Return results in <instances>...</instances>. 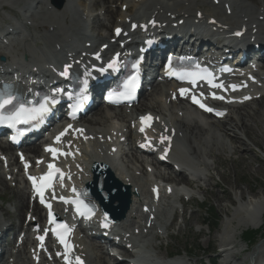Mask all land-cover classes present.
Returning a JSON list of instances; mask_svg holds the SVG:
<instances>
[{
    "label": "bare ground",
    "instance_id": "1",
    "mask_svg": "<svg viewBox=\"0 0 264 264\" xmlns=\"http://www.w3.org/2000/svg\"><path fill=\"white\" fill-rule=\"evenodd\" d=\"M64 1V7L56 9L48 0H0L2 9L7 6L22 4L21 9L25 15H27V11H33L32 17L23 16L22 19L13 21L10 26L13 27V30L20 31L21 34L13 37L9 45L1 48L2 53H9L11 66L16 68L19 74L28 72V64L23 58L24 55L29 56L28 63L31 65L43 69L47 66H56L69 56V52L75 51L81 54L82 51H85L87 41H91L94 49L98 50L101 44L109 41L112 37V35L102 33L99 28L107 29L110 24L116 25L113 27L127 25L130 18L133 20L129 25L133 22L140 25L144 23V19L147 17V22L150 18H154L160 26L165 23L169 24L170 27L173 23L183 19L190 31L202 27L208 30L206 23L213 19L217 22L216 31L221 34L230 33L236 29V32L243 30L248 38L258 37L261 41L264 39V7L261 3L252 2L249 4L243 0H221V4L216 5L209 0H122L120 9L115 10L110 6V3H115L117 0H90L89 4L82 0ZM34 4L36 6L33 8ZM123 5L127 6L126 11L121 9ZM228 6H232L233 13L227 12L226 7ZM100 7H102L101 10ZM102 10L104 11L102 12ZM213 25H211L212 28ZM253 30H256L255 34L252 33ZM9 34L11 32H8L6 37H9ZM83 39H85L84 42H82ZM251 54L252 50L248 49L244 53L245 59ZM262 60H264V53ZM239 62L244 63V59L240 57ZM4 71L5 67L0 64V74ZM260 76L263 80L264 76ZM18 84L27 88V92H33L34 87L31 89L33 85L27 80V76L19 79ZM155 88H163V85L156 83ZM156 93L153 92L152 95L149 92L146 93L145 102L140 104L136 111L142 112L141 114L153 112L164 119L161 126L164 131L174 137L175 158L191 172L188 173L187 169L175 171L172 165L160 163L158 164L159 167L165 165V169L171 171L169 175H166L157 165L155 166L156 174H147V168L144 165L145 157L139 155L133 144L137 138L135 131L131 128L133 112H129L123 107L111 112L113 108L101 106L91 119L80 122L86 130L90 131L87 135H94L93 140H90V142L94 141L93 146L86 147L90 152L86 149L83 159L79 161L84 167V172L81 174L82 181L91 179L89 166L92 163L104 162L122 183L131 185V190L135 192V195L132 198L127 218L122 222V229L125 231L124 234H129L130 242H135V245L137 242L142 243L143 251L147 253L145 257L149 262L163 260L159 253L155 252V249L162 246L161 242L154 243L153 239L157 237L155 229L162 228L163 236L171 235L168 232V227L173 225L171 219L176 215V204L181 202V195L186 190L182 185L191 186L194 183L205 196L212 197L218 208L228 218L215 238L221 249L219 257L222 258V261L220 264H264V243L257 246L249 256H245V261L242 259L243 263H239L238 255L241 250L238 247L239 243L237 244L239 234L236 231L242 226L259 228L264 224V190L255 192L249 183L246 188H242L238 178L239 166L246 169L251 168L254 173L261 174L263 172L262 167L252 169L253 161L259 157L246 143L245 137L251 139L255 146L264 151V100L259 101V99L264 98V88L260 92L263 97L257 98L251 103L236 106L230 111V115L226 118L232 119L231 124L222 121L225 123L216 127L214 121L202 123L200 118L195 117L194 113L185 107L183 101L179 103L170 101L171 109L167 115L165 112L167 104H164L161 97L154 96V99H149ZM149 100L150 103H147ZM255 102L261 104L254 106ZM242 106L254 107L250 111H243L240 109ZM180 111H183V114H180ZM201 115L204 119L209 120L211 118L204 114ZM114 117L116 120L113 119ZM122 131L126 133L128 148L123 150L122 154H114L110 148H105L104 144L101 143L100 135L104 134L103 138H106L107 135L114 137L115 134ZM122 136L123 134L118 135L119 138ZM218 138L224 140L219 143ZM236 144H239L240 147ZM13 151L14 147L0 140V158L3 157V154L9 156L12 165L16 166L18 159L16 161L13 158ZM32 151H40V145L35 144L26 149V152ZM133 152H136V155ZM224 154H227L225 159L223 158ZM234 154L238 155L237 159L233 158ZM124 157H129L131 160L126 161ZM228 160L233 166L234 180H231L225 171L219 169L221 162ZM2 167L3 161L0 160V191H5L10 183L5 178L7 173H2ZM213 172L219 176L226 187L214 181ZM175 175L177 176L175 177ZM154 178H161L176 186L173 194L164 196L166 199L162 200L161 205H154L151 202L150 185ZM12 181L20 183L21 187L13 191L16 198V203H14L15 216L12 217L6 209L0 207V247L3 249L7 246H1V242L6 240L4 234L8 223H10L11 230L25 227V222L21 218L25 208L30 213L31 221L25 227L27 237H25L24 244L18 247L15 245L14 250L9 252V256L3 252L1 264H30L29 250L34 244L30 235L33 225L32 218L36 216L37 220L41 221L43 217L42 208L37 204L31 205L27 186L20 170L15 173V179ZM234 190H237L235 194L233 193ZM247 194L253 195H249L248 198ZM146 200H149V204L153 205L150 214H155L154 223L150 226L147 225L149 215L147 214L142 218L144 214L140 211ZM184 204L186 203H183V206H185ZM30 207L31 210L29 211ZM10 217L15 220L18 218V223L13 222ZM192 217H194L192 218L193 222L198 220L196 216L192 215ZM7 219L11 221L8 222ZM190 221L191 219L184 218V223L187 226ZM35 222L37 223V221ZM155 225L158 227L156 228ZM136 230L138 234L135 233ZM158 240L160 239L158 238ZM213 240L214 238L210 236L206 244L210 246ZM8 242L12 243V241ZM120 252L123 255L129 253L123 247H121ZM80 254L86 256L84 257L89 264H108L107 259L103 256L100 243L93 239L92 243L81 245ZM169 255L170 253L167 251L164 257ZM125 262L121 260L117 264H124ZM162 263L166 262L162 261ZM210 263H213V259H210ZM41 264L52 263L43 262ZM54 264H60V262L55 261ZM170 264L185 263L182 262V259L174 258Z\"/></svg>",
    "mask_w": 264,
    "mask_h": 264
},
{
    "label": "rangeland",
    "instance_id": "2",
    "mask_svg": "<svg viewBox=\"0 0 264 264\" xmlns=\"http://www.w3.org/2000/svg\"><path fill=\"white\" fill-rule=\"evenodd\" d=\"M250 1H251V3L252 2L256 3L255 0H250ZM259 1L261 2V4H263V7H264V2H262L263 0H259ZM260 2H257V3H260ZM251 3L249 2V4H251ZM112 27L113 26H111L110 30H108L107 32H109V31L111 32ZM102 31H105V30H102ZM152 98L154 99V97H151V98L149 97L150 100ZM263 100H264V98L259 99V101H261V102ZM144 101H145V99L142 97L141 101L139 102V105L144 103ZM149 101H147V103ZM260 104L261 103L256 104V102H255L254 106H259ZM254 106H252V107H250V106L249 107H246V106L243 107L242 106V107H240V109L243 110V111H246V110L250 111V110L253 109ZM90 118H92V117L89 116V119ZM224 121L226 123H229V124L232 123V119L231 118H228V119H226ZM218 122H219V124L225 123V122H222V121H218ZM219 124L215 123V127L218 126ZM218 140H219L218 142L220 143L224 139L218 138ZM245 141H246V143H248L252 147L253 152L255 154H257L258 157H259L258 159H255L253 161L252 169H254L256 167H262L263 172L261 174H258V173H254V171L251 170V168L246 169V168H244L242 166H239L238 170L240 172L238 174V178L240 180V186L242 188H246V185L249 183V185H251L253 187L255 192H262L264 190V151L262 149H260L259 147L255 146L251 139L245 137ZM236 145L238 147H240L239 144H236ZM133 153H134V155H136V152H133ZM237 157H238V155H236V154L233 155L234 159H237ZM223 158L224 159L227 158V154H224ZM124 159H125V157H124ZM165 168H166V166H164V173L166 175H169L170 174L169 172H171V171H169V170L167 171ZM232 168H233V166H232V164H231V162L229 160L226 161V162L222 161L221 165L219 167L220 171H225L228 174L229 178L231 180H234L235 175H234V173L232 171ZM213 173H214V175H213L214 181L217 182V183L222 184L223 187H226V185L220 180L219 176L215 172H213ZM211 174H212V172H211ZM176 176L177 175H175V177ZM8 183H9V181H8ZM193 186L198 188L197 184H194V183L191 184V188H193ZM18 187H21V186L13 187L12 184H9L8 188L5 191L4 190L0 191V207H3L4 209H6L8 211V213L10 215H12V217L15 216L14 213L16 211V208L14 207L15 206L14 203H16V198H15V194H14L13 191L16 190ZM195 190L197 192L199 200L200 201H204L203 208L200 209L195 204H189L188 207H187L186 216H185V211H181V212H182V218H183V215H184L185 219H187V220L191 219V221H192V218H194V217H192V215H194V216L197 217L198 220L194 221V222L190 221V224L187 226V224L184 223V219H183V222H182V218L181 217H176L177 218L176 222L171 227V232L174 234V237L168 243H170V246H172L171 249H173L174 251L182 254L181 257L185 261H189L190 260V262L194 261V262H197L199 264H211L210 263V259H213V260H216L218 264H220V262L222 261V259L220 257H218L219 252H220V248H219L218 243H217L215 238L218 235V232L221 230L222 226L225 224V222L227 221L228 218L226 217V214H224L218 208L217 204L212 199V197H210L208 195L205 196L201 192L200 188L198 190L197 189H195ZM236 192H237V190L233 191L234 194ZM249 195H253V194H249ZM249 195L247 194L248 198H249ZM197 202H199V201H197ZM184 205L186 206V204H184ZM208 208L215 210L216 214L220 218L218 226L214 227V229H213L212 226L205 225L206 224L205 220L209 217ZM26 212H28L27 208H25L23 213H22V215H23L21 217L22 221H25L24 219H25ZM190 213H192V214H190ZM12 217H10V218H12ZM17 219L18 218H16V220L14 218H12V221L17 224L18 223ZM263 220H264V217H263ZM7 221L10 222L11 220L7 219ZM177 222H178V224H177ZM180 225H182V226H180ZM6 226H7V229H11L10 228V223H8ZM260 228H261V235L259 236V239H258V242H257L258 246L260 244L264 243V224H262V226ZM247 229H250V226H242L241 228H238L236 230L238 232V234H239L237 236V244L239 243L238 247H240V250H241V253L238 255L239 256L238 258H240L239 263H243L245 261L244 259L247 256H249V254L252 253L254 251V249L257 247V245H253L252 246V245H249V243H245L243 241L242 234ZM21 231L22 230L19 231V229H18V231H14L13 230L11 233L16 232L18 234ZM11 235L12 234H9V235L7 234V237H8L7 239L8 240H11ZM210 236H212L214 238V240H213V242H211L210 246H208L206 244V241H207V239ZM157 243H159V242H157ZM157 243H155V244H157ZM7 244H10V245H8V247L12 246V243H9L8 241L6 242V240L3 243L1 242V246H5ZM185 249L189 250L191 253L189 255H186ZM213 250H214V252H213ZM167 251L170 253L169 256H171V254L173 252L169 248H163V245L161 246V248L155 249V252L159 253V256H165ZM5 253H7L8 256H9V252H5ZM124 264H128V263L125 262ZM191 264H193V262Z\"/></svg>",
    "mask_w": 264,
    "mask_h": 264
},
{
    "label": "snow or ice",
    "instance_id": "3",
    "mask_svg": "<svg viewBox=\"0 0 264 264\" xmlns=\"http://www.w3.org/2000/svg\"><path fill=\"white\" fill-rule=\"evenodd\" d=\"M121 31H122L121 29L117 28L116 29V35H120ZM237 35H239V33H237ZM97 59H99V56H97ZM117 62H118V58L114 59L112 62H110L108 64V68H115L117 66ZM105 70L106 69H101V71H105ZM61 75H63V76L69 75L67 68L65 69L64 72L61 73ZM189 75H192V74H189ZM181 78L183 79L184 77L182 76ZM201 78H203V77H201ZM136 79H137V77H135V76L131 77L129 79V81L125 84V88L128 90L129 94L136 87ZM208 82L210 84H212V79L209 78ZM192 83L195 84L196 80L193 79ZM213 87H222V85L213 84ZM187 91H188L187 89H181V94H185ZM213 95L215 96V94H213ZM218 98L223 99V97H218ZM13 99H14V97H12L10 95L3 98V99H0V109H3L5 107V105L11 104ZM109 99H111V97H109ZM52 102L55 103V101H52ZM193 102L199 104L200 107L204 108L206 111H209V112L215 111L213 108L207 107L205 104L201 103V101L199 99H197L195 96H193ZM48 103L49 102L46 100L38 108H27V107H24L23 105H21L11 115H8V116L0 115V123L7 122L9 127H15L16 124H18V123L26 124V123H29L30 121L42 118L43 115L49 111ZM76 107L78 108L79 105H77ZM75 110L76 109L74 108L73 114L75 113ZM216 114L217 115H223L224 113L217 112ZM151 119L152 118L150 116L144 117V118H142V122L150 121ZM69 127H71V126L69 125ZM141 131H144V129L141 128ZM64 134L65 133H61L60 136L56 137L57 142L60 141L61 136H63ZM142 146H146V145H142ZM47 151L51 152L53 154V156L55 157L58 150L56 148L49 147L47 149ZM49 169H50V171L45 176L40 177L39 181H38L37 177H34V176L29 177V179L32 181V184H33L36 192L40 196L41 203H45L44 191L46 188H50L52 186V179H53L54 173H60V169L55 168L54 165H52V164L49 165ZM61 176H62V173H61ZM61 199H63V198H61ZM65 202H68V201H65ZM71 203H74L77 205V211L79 212V214L81 216L87 215L89 218L91 217L92 210L90 208H88L87 205H83L82 201H71ZM47 207L49 208V215L52 217L51 220L49 221V223L56 224L55 216L51 212V204H47ZM104 227H108V223H105ZM57 229H63V233L60 231H57ZM54 231H57V236L60 238V242L62 244H65V248L70 252L72 246L65 242L64 233H69L71 231V229L66 224H57V227H56V229H54ZM44 239H45V236L39 237V240H41V241H43ZM41 246H43V245H41ZM75 259L77 261V264H83V261L80 259V257H76ZM68 264H71V260H68Z\"/></svg>",
    "mask_w": 264,
    "mask_h": 264
},
{
    "label": "trees",
    "instance_id": "4",
    "mask_svg": "<svg viewBox=\"0 0 264 264\" xmlns=\"http://www.w3.org/2000/svg\"><path fill=\"white\" fill-rule=\"evenodd\" d=\"M209 219H210V221H209L210 224H212V225H217L218 224V220L219 219H218V217H217V215H216L214 210L212 211L211 217ZM256 235H258V234L255 231H250L249 233H246L245 238L247 240H251V241L254 242L256 240V237H255Z\"/></svg>",
    "mask_w": 264,
    "mask_h": 264
}]
</instances>
